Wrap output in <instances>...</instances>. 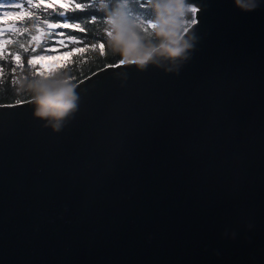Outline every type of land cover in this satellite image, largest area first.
<instances>
[{"label":"water","instance_id":"water-1","mask_svg":"<svg viewBox=\"0 0 264 264\" xmlns=\"http://www.w3.org/2000/svg\"><path fill=\"white\" fill-rule=\"evenodd\" d=\"M188 2L174 71L93 70L58 130L0 103V264H264V0Z\"/></svg>","mask_w":264,"mask_h":264},{"label":"clouds","instance_id":"clouds-1","mask_svg":"<svg viewBox=\"0 0 264 264\" xmlns=\"http://www.w3.org/2000/svg\"><path fill=\"white\" fill-rule=\"evenodd\" d=\"M234 4L244 11L258 6L257 0H234ZM145 6L152 10L147 20L129 11L127 0H119L111 9L108 0H99V10L105 13V46L120 55L121 64H135L143 70L150 63L163 67V58L173 65L165 70L174 71L178 59H187L193 47L194 36L188 34L196 21L188 16L198 9L188 0H147ZM32 76L30 80L22 79L18 90H27L35 105V116L48 120L58 130L59 122L77 107L76 85L57 73Z\"/></svg>","mask_w":264,"mask_h":264},{"label":"trees","instance_id":"trees-1","mask_svg":"<svg viewBox=\"0 0 264 264\" xmlns=\"http://www.w3.org/2000/svg\"><path fill=\"white\" fill-rule=\"evenodd\" d=\"M118 2L119 0H108L109 9ZM37 3L52 5L45 0ZM146 4L147 0H127L129 11L142 15L145 20L152 16V10L146 7ZM98 5L99 0H77L75 5L68 7L53 4V8H49L47 12L43 7L40 10L32 9L34 15H26L24 21H18L21 32L9 36L0 51V103L31 97L27 90L18 89L22 79L33 78L32 73L41 75L57 73L65 76L70 83H75L107 63L119 62L120 55L113 54L105 46L103 34L105 13L99 10ZM57 9L66 15H61ZM25 11L27 13V10ZM61 19H67L72 24H57L56 28L63 29L67 34L72 35L74 40L69 44V52L59 64L50 69L43 68L38 63H34L30 57L45 49L46 45L53 41L50 37L51 21L57 22ZM9 40L12 42L9 43Z\"/></svg>","mask_w":264,"mask_h":264},{"label":"rangeland","instance_id":"rangeland-1","mask_svg":"<svg viewBox=\"0 0 264 264\" xmlns=\"http://www.w3.org/2000/svg\"><path fill=\"white\" fill-rule=\"evenodd\" d=\"M40 1L41 0H33V3H37ZM45 1L51 2L50 4L52 5L60 4L61 6L68 7L75 5V2L77 0H45ZM12 2L13 0H0V9H6L13 13L19 11L16 9H9L12 7V5L10 4ZM191 5H193L194 8L196 9V6L194 4L191 3ZM143 19L146 18L143 17ZM188 19L195 20L196 19L195 13L194 14L189 13ZM7 22L17 24L18 21L15 20L14 17H3L2 10H0V26H4V24ZM57 24L65 25V24H72V22H69L67 19H61L57 21ZM57 24L55 26L50 27V29H52L50 37L53 38V41L49 45H46L45 49L32 54L30 57V59H32L34 63H38L43 68L50 69L55 65L59 64L63 60V57L69 52L68 49L69 44L72 42V40H74L72 35L67 34L61 28H56ZM8 38H9L8 34H5L4 36L0 37V51L4 48V45ZM16 56H18V54H16Z\"/></svg>","mask_w":264,"mask_h":264},{"label":"snow or ice","instance_id":"snow-or-ice-1","mask_svg":"<svg viewBox=\"0 0 264 264\" xmlns=\"http://www.w3.org/2000/svg\"><path fill=\"white\" fill-rule=\"evenodd\" d=\"M10 4L12 5V7L9 9H16L19 11L13 13L6 9H0L2 10V15L3 17H14L17 21H24L26 19V15H34L32 9L40 10L43 7L44 11L47 12L49 8H53L52 5H41L39 3H33V0H13V2ZM26 9L27 13L25 11ZM57 11L61 15H66L65 13L60 11V9H57ZM24 27L26 26H23V28ZM20 32L21 27L16 23H9L5 26H0V37L4 36L5 34H8L9 36H14ZM8 42L11 43L12 41L9 40Z\"/></svg>","mask_w":264,"mask_h":264}]
</instances>
